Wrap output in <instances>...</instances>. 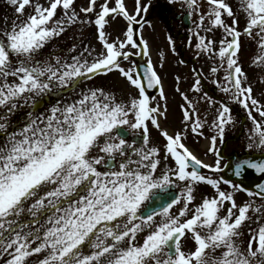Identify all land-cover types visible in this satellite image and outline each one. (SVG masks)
Returning <instances> with one entry per match:
<instances>
[{
  "label": "snow or ice",
  "instance_id": "1",
  "mask_svg": "<svg viewBox=\"0 0 264 264\" xmlns=\"http://www.w3.org/2000/svg\"><path fill=\"white\" fill-rule=\"evenodd\" d=\"M7 3L0 264H264V0H170L204 61L173 78L176 128L168 52L154 60L144 35L151 0ZM73 29L71 47L58 46ZM111 77L121 86L98 83ZM238 123L247 151L225 162L226 130ZM189 140L204 142L203 155Z\"/></svg>",
  "mask_w": 264,
  "mask_h": 264
},
{
  "label": "rangeland",
  "instance_id": "2",
  "mask_svg": "<svg viewBox=\"0 0 264 264\" xmlns=\"http://www.w3.org/2000/svg\"><path fill=\"white\" fill-rule=\"evenodd\" d=\"M143 2L147 3V0H143ZM87 3V0H77V5L82 6ZM128 7H132V0H127ZM168 8H178L180 7L179 3H170V0H151V7L149 8V12L146 16V19L151 21L152 27L145 26L144 29V35L146 38H148L152 44V51H153V58L154 60H158V56L156 53L160 49H164L168 52L167 60L165 68L161 70L162 74L165 76V87L166 90L169 93L170 96V113H169V121L168 124L172 128H176L179 126L180 121V111L178 108L180 101V98L178 95L175 96L173 99V85H174V76L179 73L181 76H188L191 77V73L187 71V69L182 68L178 64L179 56H180V49L182 47H185L188 52L186 55L189 56V58H193V53L190 48L187 47V40L178 42L175 38L176 48L178 55H173L170 50H168V41L167 36L171 34V30L169 28V21L162 18L159 14L160 10L164 7ZM12 15V9L8 5L7 0H0V18H3L5 16L11 17ZM122 26V21L119 24L114 25V27L118 30ZM85 33L88 37V40L91 41V43L95 46H99L98 42L95 40L94 36V30L85 29ZM176 34H179L177 32ZM180 34H188L186 31H181ZM73 35L79 36V32L76 29H73L72 31H69L62 39L57 40L56 44L60 47L68 48L71 47V45L75 42L72 37ZM88 40L85 42L87 43ZM248 51H251V48L247 49ZM140 59V58H136ZM245 61L247 62V55L245 56ZM98 83L104 84L106 87H120V81L116 77H111L108 80L98 81ZM191 83V80L189 79L187 82L183 83V88L187 89ZM55 99V98H53ZM43 111V109H41ZM238 120H241L240 117H238ZM240 123L236 125V130H233L231 133H229L228 130H226V139L231 136H235L237 134V131L239 130ZM153 136H156L155 131H153ZM225 139V140H226ZM245 141V132L242 134L241 139L237 143L232 144L233 150H246L242 148V145ZM203 141L200 142L198 145H195V150L198 154L203 155ZM229 148V146H228ZM239 199V198H238Z\"/></svg>",
  "mask_w": 264,
  "mask_h": 264
},
{
  "label": "flooded vegetation",
  "instance_id": "3",
  "mask_svg": "<svg viewBox=\"0 0 264 264\" xmlns=\"http://www.w3.org/2000/svg\"><path fill=\"white\" fill-rule=\"evenodd\" d=\"M179 9H181V8H179ZM181 16V10L180 11H178L177 13H175V11L173 10V13H172V18L170 19L171 21H172V24H174L175 23V25L177 26V28L178 29H182L181 28V24H180V19H179V17ZM185 52H186V50H185ZM184 52V53H185ZM191 62H192V65H189L188 66V64H186V66H188L190 69L192 68V66H193V64L195 63V65L197 66V67H200L202 64H199V63H197L198 61H194L193 59H191ZM205 67H206V65H204ZM212 86L211 85H208L207 86V90L210 92V88H211ZM214 89V88H213ZM212 89V90H213ZM214 91V90H213Z\"/></svg>",
  "mask_w": 264,
  "mask_h": 264
},
{
  "label": "water",
  "instance_id": "4",
  "mask_svg": "<svg viewBox=\"0 0 264 264\" xmlns=\"http://www.w3.org/2000/svg\"><path fill=\"white\" fill-rule=\"evenodd\" d=\"M168 13V10L162 11V15H166ZM187 24V23H186ZM236 158V157H235ZM233 159V158H232ZM235 160V159H234ZM256 177V178H255ZM259 178L258 176L252 175L249 177V179L246 181L247 184L251 185L253 182H258Z\"/></svg>",
  "mask_w": 264,
  "mask_h": 264
}]
</instances>
